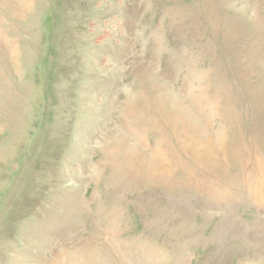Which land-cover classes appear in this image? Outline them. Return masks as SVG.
I'll return each instance as SVG.
<instances>
[{
    "label": "rangeland",
    "instance_id": "1",
    "mask_svg": "<svg viewBox=\"0 0 264 264\" xmlns=\"http://www.w3.org/2000/svg\"><path fill=\"white\" fill-rule=\"evenodd\" d=\"M0 264H264V0H0Z\"/></svg>",
    "mask_w": 264,
    "mask_h": 264
}]
</instances>
